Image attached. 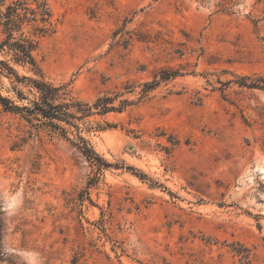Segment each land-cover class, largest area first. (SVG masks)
Returning a JSON list of instances; mask_svg holds the SVG:
<instances>
[{"label":"rangeland","instance_id":"1","mask_svg":"<svg viewBox=\"0 0 264 264\" xmlns=\"http://www.w3.org/2000/svg\"><path fill=\"white\" fill-rule=\"evenodd\" d=\"M48 2L42 75L129 103L90 118L97 178L0 105V264H264V88L239 84L264 77V1Z\"/></svg>","mask_w":264,"mask_h":264},{"label":"trees","instance_id":"2","mask_svg":"<svg viewBox=\"0 0 264 264\" xmlns=\"http://www.w3.org/2000/svg\"><path fill=\"white\" fill-rule=\"evenodd\" d=\"M52 16L48 0H0V55L8 57L0 59V76L11 80L13 93V97L0 93V105L4 111L18 115L27 123L28 137L40 139L45 133L50 139L69 142L90 163L97 178L102 169L110 165L94 150L87 137L91 131L103 129L90 118L119 111L129 102L123 100L116 105L107 93L86 101L73 92L69 83H54L42 75L34 52L39 37L52 30ZM15 66L27 67L33 76L20 75ZM165 74L162 79L177 73ZM157 83L153 81L149 88ZM239 84L264 88V77L248 83L243 79Z\"/></svg>","mask_w":264,"mask_h":264}]
</instances>
